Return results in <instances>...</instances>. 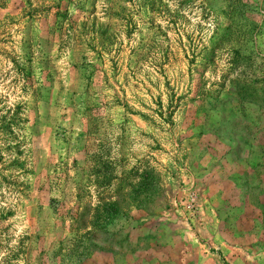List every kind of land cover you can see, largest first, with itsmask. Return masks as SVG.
Here are the masks:
<instances>
[{
    "label": "rangeland",
    "instance_id": "1",
    "mask_svg": "<svg viewBox=\"0 0 264 264\" xmlns=\"http://www.w3.org/2000/svg\"><path fill=\"white\" fill-rule=\"evenodd\" d=\"M0 264H264V0H0Z\"/></svg>",
    "mask_w": 264,
    "mask_h": 264
},
{
    "label": "trees",
    "instance_id": "2",
    "mask_svg": "<svg viewBox=\"0 0 264 264\" xmlns=\"http://www.w3.org/2000/svg\"><path fill=\"white\" fill-rule=\"evenodd\" d=\"M110 205H111V206H112V205H115V202L110 203Z\"/></svg>",
    "mask_w": 264,
    "mask_h": 264
}]
</instances>
